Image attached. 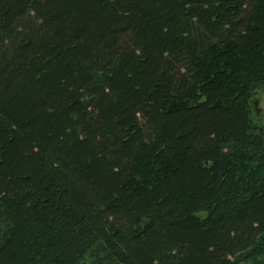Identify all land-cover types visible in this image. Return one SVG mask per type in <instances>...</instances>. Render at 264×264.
<instances>
[{
    "label": "trees",
    "instance_id": "trees-1",
    "mask_svg": "<svg viewBox=\"0 0 264 264\" xmlns=\"http://www.w3.org/2000/svg\"><path fill=\"white\" fill-rule=\"evenodd\" d=\"M262 84L264 0H0V264H264Z\"/></svg>",
    "mask_w": 264,
    "mask_h": 264
},
{
    "label": "rangeland",
    "instance_id": "rangeland-1",
    "mask_svg": "<svg viewBox=\"0 0 264 264\" xmlns=\"http://www.w3.org/2000/svg\"><path fill=\"white\" fill-rule=\"evenodd\" d=\"M251 115L254 123L264 128V84L255 89L251 99Z\"/></svg>",
    "mask_w": 264,
    "mask_h": 264
}]
</instances>
